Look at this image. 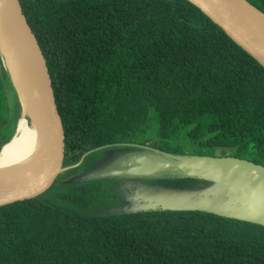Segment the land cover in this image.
<instances>
[{
  "label": "trees",
  "instance_id": "1",
  "mask_svg": "<svg viewBox=\"0 0 264 264\" xmlns=\"http://www.w3.org/2000/svg\"><path fill=\"white\" fill-rule=\"evenodd\" d=\"M246 1L264 13V0ZM20 2L53 81L65 166L117 144L186 155L183 134L192 155L221 149L222 157L264 166V68L197 7L186 0ZM19 117L0 60V150ZM97 153L68 173L91 167ZM111 183L57 182L36 199L1 207L0 264H264L263 226L200 212L104 213L115 196Z\"/></svg>",
  "mask_w": 264,
  "mask_h": 264
},
{
  "label": "water",
  "instance_id": "2",
  "mask_svg": "<svg viewBox=\"0 0 264 264\" xmlns=\"http://www.w3.org/2000/svg\"><path fill=\"white\" fill-rule=\"evenodd\" d=\"M186 1L197 7L264 68V27L258 26L255 19H251L241 7L254 10L263 17L264 13L246 0ZM1 46L5 48L9 66L8 62H4L1 48L0 60L20 104L18 124L28 114V99L29 108L36 120L41 149L35 163L21 177L7 178L0 175V208L44 195L57 184L63 173L77 169L89 155L120 147L136 152L121 153L118 162L113 163L111 169L104 170V162L102 165L105 167L99 168L100 171L103 170L101 174H94V177L87 180L63 184L125 179H193L202 182L194 190L165 189L139 184L133 193L145 207L136 206L124 211L111 209L110 213L123 215L143 211L200 212L264 227V166L247 160L229 156L176 155L149 146L117 144L91 151L78 164L65 166L66 129L57 105L53 81L44 52L20 0H0ZM18 83L25 92L23 96L19 91L20 87L18 89ZM18 124L9 143L18 134ZM110 162H114V158ZM27 163L20 167H25ZM223 193H228L227 198H222Z\"/></svg>",
  "mask_w": 264,
  "mask_h": 264
},
{
  "label": "bare ground",
  "instance_id": "3",
  "mask_svg": "<svg viewBox=\"0 0 264 264\" xmlns=\"http://www.w3.org/2000/svg\"><path fill=\"white\" fill-rule=\"evenodd\" d=\"M241 8L251 19H255V22L258 26L261 25L264 27V17L261 14L254 10L249 11L243 7ZM0 48L3 52L2 55H4V62H8L9 66V60L6 57L5 48L2 46ZM17 86L18 89L20 87L19 91L21 92V95H25L22 85L18 83ZM26 106L28 108V123L18 126V134L15 139L5 146L0 152V175H4L3 177H21L35 163L37 156H39L40 153L41 148L37 134L38 132L36 131V120L29 108L30 104L28 99ZM20 163H27V165L25 167H20Z\"/></svg>",
  "mask_w": 264,
  "mask_h": 264
},
{
  "label": "rangeland",
  "instance_id": "4",
  "mask_svg": "<svg viewBox=\"0 0 264 264\" xmlns=\"http://www.w3.org/2000/svg\"><path fill=\"white\" fill-rule=\"evenodd\" d=\"M5 90H6V88H5ZM11 97H12V95L9 94L8 98H9L10 102H11V99H12ZM20 114H21V111H20ZM28 121H29L28 117L25 116V117L21 118L19 124H18V121H17V124H18V126L19 125H25L26 123H28ZM17 124H16L15 120L11 119L10 122H9V126H7V134H9L11 136L16 131ZM178 143L185 146L184 150L186 152V155H192L193 153L196 152L194 148H190L189 145H187L186 136L184 134L179 137ZM134 145H137V144H134ZM124 149H126V148H117V149H110V150L105 151V153L102 154V157L100 159L101 163L98 162V164L99 163L100 164L98 166L96 165L93 170L87 171L85 173L79 172L77 174L68 173V171H66L65 173H63L61 175V178H60L61 182H62L61 184L65 183V182H67V183L68 182H77V180L78 181L87 180L88 178L94 177V174L98 175V174L102 173L103 170L100 171L99 168H100V166L101 167H105V166L102 165L104 162H105V165H106V168L104 170L111 169V167L114 165L113 163L118 162V158L121 157V153H124V152L133 153V152H136V150H134V151L132 150L131 151V150H124ZM205 153L211 155L210 157H222V154H223L221 149H215V150H210V151L205 150ZM112 158H114V162L111 163L110 159H112ZM126 185H128V183L127 184L123 183V185L121 187L122 190L120 189L119 191L118 190L115 191L117 196H118V194L122 195V197L124 198V201H122L119 204H115L112 207L106 208L102 212H104V213L110 212L111 209H114L115 211L116 210L117 211L118 210L124 211V210H129V209L131 210V209H134V207H136V206H139L140 208L141 207L142 208L145 207L144 203L139 201L134 193L131 195L130 193L125 192V188L127 187ZM211 187H213V185L210 186L209 188H211ZM228 193H230V191ZM228 193H225V194L223 193L222 194L223 195L222 198H227L226 195ZM218 197H221V196L219 195ZM120 198H121V196H120Z\"/></svg>",
  "mask_w": 264,
  "mask_h": 264
},
{
  "label": "flooded vegetation",
  "instance_id": "5",
  "mask_svg": "<svg viewBox=\"0 0 264 264\" xmlns=\"http://www.w3.org/2000/svg\"><path fill=\"white\" fill-rule=\"evenodd\" d=\"M12 100V99H11ZM9 101V100H8ZM9 103H11L10 101H9ZM118 148H120V147H118ZM114 149H117V147L116 148H114ZM105 151H107V150H103V151H100V152H98L97 153V156L94 158L96 161L95 162H93V165L91 166V167H87L86 168V170H78V171H75V172H72V173H75V174H77V173H79V172H81V173H84V172H87V171H89V170H91V169H93L96 165H98V162H100V159H101V157H102V154H104L105 153ZM113 182V183H111V188H112V190H113V192H114V194H115V196H114V198H113V204H112V206L113 205H115V204H119V203H121L122 201H124V198L122 197V195H120V194H118V196H117V194L115 193V191L116 190H122V185H123V183L124 184H127L128 183V185H126L127 187L125 188V192H128V193H130L131 195L133 194V192L135 191V188H137V186L140 184V185H145V186H148L149 184L147 183V181H152V180H145V179H125L124 181H115V180H107V182ZM62 182H61V179H60V181H58V184L60 185V186H62V185H64V184H61ZM149 186H152V185H149ZM120 196H121V198H120ZM106 209V208H105Z\"/></svg>",
  "mask_w": 264,
  "mask_h": 264
}]
</instances>
